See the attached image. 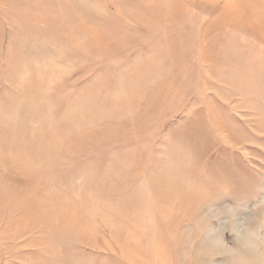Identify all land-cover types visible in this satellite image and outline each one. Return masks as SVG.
I'll list each match as a JSON object with an SVG mask.
<instances>
[{
	"label": "rangeland",
	"instance_id": "1",
	"mask_svg": "<svg viewBox=\"0 0 264 264\" xmlns=\"http://www.w3.org/2000/svg\"><path fill=\"white\" fill-rule=\"evenodd\" d=\"M0 264H264V0H0Z\"/></svg>",
	"mask_w": 264,
	"mask_h": 264
}]
</instances>
